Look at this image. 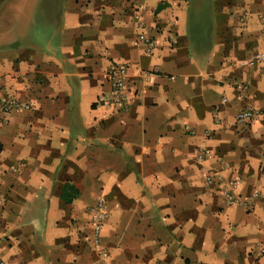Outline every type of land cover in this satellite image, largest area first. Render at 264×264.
Wrapping results in <instances>:
<instances>
[{"label":"crops","instance_id":"crops-1","mask_svg":"<svg viewBox=\"0 0 264 264\" xmlns=\"http://www.w3.org/2000/svg\"><path fill=\"white\" fill-rule=\"evenodd\" d=\"M261 51L264 0H0V99L31 106L0 112V260L264 264Z\"/></svg>","mask_w":264,"mask_h":264},{"label":"built area","instance_id":"built-area-1","mask_svg":"<svg viewBox=\"0 0 264 264\" xmlns=\"http://www.w3.org/2000/svg\"><path fill=\"white\" fill-rule=\"evenodd\" d=\"M140 43H143L148 52L154 48V41L146 34L141 33L138 36ZM260 62H264V51L255 53L249 60L242 62L243 66H254ZM144 78H148L149 74H142ZM128 68L125 66L115 65L110 68L106 73V81L109 86L107 103L112 106H123L127 97V80H128ZM247 86L243 87L246 90ZM31 106L22 102L16 98L8 97L0 99V112L3 114H11L16 111L29 110ZM263 113L254 108H245L241 110L236 116V122L239 125H246L261 117ZM209 156L208 152L200 149L198 152V160L204 161ZM212 178L208 177V182H211ZM236 183L230 182L228 188L224 190V199L226 203L232 205H239L242 207H248L247 199L236 194ZM93 213V221L91 224L92 230L95 235V240L98 239L104 219L106 218V204L104 200H98L97 204L91 209ZM0 264H5L0 260Z\"/></svg>","mask_w":264,"mask_h":264},{"label":"trees","instance_id":"trees-1","mask_svg":"<svg viewBox=\"0 0 264 264\" xmlns=\"http://www.w3.org/2000/svg\"><path fill=\"white\" fill-rule=\"evenodd\" d=\"M69 188H70V186H67L65 190H67V189H69ZM66 201L69 202V201H70L69 198L67 199V197H66Z\"/></svg>","mask_w":264,"mask_h":264}]
</instances>
